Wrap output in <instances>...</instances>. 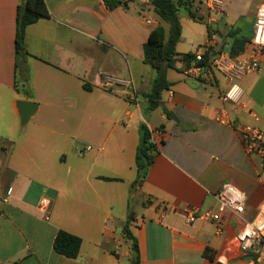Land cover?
<instances>
[{
    "label": "crops",
    "instance_id": "crops-1",
    "mask_svg": "<svg viewBox=\"0 0 264 264\" xmlns=\"http://www.w3.org/2000/svg\"><path fill=\"white\" fill-rule=\"evenodd\" d=\"M126 1L109 9L104 0H45L50 17L27 27L26 53L17 54L20 0H0V264H133L126 230L140 264H246L255 257L235 238L264 207L263 160L241 138L250 127L264 142V54L261 71L240 82L242 105L223 100L228 82L219 72L188 76L184 56L207 44L209 29L218 36L223 29L214 56L228 53L222 45L230 28L251 42L264 0H226L211 18L200 10L204 22L187 15L206 33L196 42L182 25L166 71L169 89L152 111L146 96L156 71L145 63L144 45L153 30ZM107 77L131 84L108 86ZM20 101L37 106L31 126L21 120ZM142 125L158 151L144 179L136 167ZM224 184L245 193L244 213L187 223L185 207L217 210ZM60 231L82 240L76 259L55 251Z\"/></svg>",
    "mask_w": 264,
    "mask_h": 264
},
{
    "label": "built area",
    "instance_id": "built-area-1",
    "mask_svg": "<svg viewBox=\"0 0 264 264\" xmlns=\"http://www.w3.org/2000/svg\"><path fill=\"white\" fill-rule=\"evenodd\" d=\"M185 8L196 11L205 9L210 15L220 14L225 7L226 0H177ZM147 25H152L151 20L146 19ZM219 40L216 30H212L208 36L207 44L197 49L190 64L185 70L188 76L209 79L213 70L224 76L228 82V90L223 95V100L242 105L244 91L240 82L247 75L261 71V56L264 54V4L257 11V19L254 26V37L248 51L241 57L233 58L227 52L218 53L216 56L205 59L206 54L213 53ZM130 82L111 77L106 78L105 85L128 86ZM135 93V92H134ZM241 138L246 152L258 154L262 157L264 167V142L262 133L256 129L245 127L241 129ZM218 202L217 210L203 212L194 207H185L182 211L187 223L200 221H218L228 213L241 216L246 208V195L232 184H224L216 194ZM41 209H46L50 202L43 199ZM236 242L244 254L252 251L255 257L246 264H264V207L260 209L257 217L246 223L237 233Z\"/></svg>",
    "mask_w": 264,
    "mask_h": 264
},
{
    "label": "trees",
    "instance_id": "trees-1",
    "mask_svg": "<svg viewBox=\"0 0 264 264\" xmlns=\"http://www.w3.org/2000/svg\"><path fill=\"white\" fill-rule=\"evenodd\" d=\"M104 1L109 9H114L127 2L126 0ZM149 5L153 7L158 20L162 24H168L170 26V33L167 40L165 29L160 25L150 33L148 41L144 45L145 63L156 71L152 91L146 96L148 99V109L152 111L160 106L162 94L169 89L170 84L166 78V71L167 68L173 65L175 57L177 56L175 48L182 34L180 12L184 10L189 18L194 21L204 22L205 18L199 15L200 10H203V8L193 11L185 8L177 0H150ZM48 17H50V13L45 0H20L16 35L17 54L26 53L25 34L27 27L38 22L40 19ZM209 34L210 29L208 31ZM223 42V47L225 44H229V47L226 49L233 58L243 56L251 44L247 38L241 36L240 32L234 28H230L229 32L224 36ZM213 55L214 52L212 54L208 53L205 59L209 60ZM184 58L190 61L193 55L188 54ZM166 61H168V65L164 67ZM157 153L156 146L151 139L150 130L146 125H142L141 140L136 157V167L140 179H144L148 175ZM126 233L128 238L134 241L132 250L136 252V255L133 257V264H140L137 242L127 230ZM81 245L82 240L79 237L64 231H60L54 241L55 251L68 259H76L79 256Z\"/></svg>",
    "mask_w": 264,
    "mask_h": 264
},
{
    "label": "rangeland",
    "instance_id": "rangeland-1",
    "mask_svg": "<svg viewBox=\"0 0 264 264\" xmlns=\"http://www.w3.org/2000/svg\"><path fill=\"white\" fill-rule=\"evenodd\" d=\"M130 2L137 7V9L139 10L140 13H142V17H147L146 19H149L155 23H156V21H158V17L156 15V13L154 12L153 7L151 5H148V7L144 8L143 7L144 3H142V0H130ZM203 10H205V9H203ZM180 21H181V27H182V25H184L183 28H184L185 34H188L190 36H194V40L196 42L200 41V39L202 37H204V34L206 33L205 28L203 26H201V24H197V23H194L191 20H189L187 18L186 12L184 10H182L180 12ZM146 27L150 31L156 29L155 25H146ZM163 27L165 29V33H166L165 35H166V40H167L169 37V33H170V26L168 24H164ZM201 44H203V42ZM141 114H142V116H141L142 119H144V118L147 119L146 115L148 114V112L146 111V108L144 106H142ZM125 121H127V119L123 118L122 124ZM33 122H34V120L27 121L26 123H24V125L25 126H31L33 124ZM139 184H140V181H139Z\"/></svg>",
    "mask_w": 264,
    "mask_h": 264
},
{
    "label": "water",
    "instance_id": "water-1",
    "mask_svg": "<svg viewBox=\"0 0 264 264\" xmlns=\"http://www.w3.org/2000/svg\"><path fill=\"white\" fill-rule=\"evenodd\" d=\"M27 3V2H26ZM219 37L223 39V29L220 27L219 28ZM168 64V61L164 64V67ZM18 110L21 115V120L23 123H26L30 116L36 111V104L32 102H24L20 101L17 104ZM131 244H133V241H131ZM136 255V252L133 253ZM252 260V257L249 258V261Z\"/></svg>",
    "mask_w": 264,
    "mask_h": 264
}]
</instances>
